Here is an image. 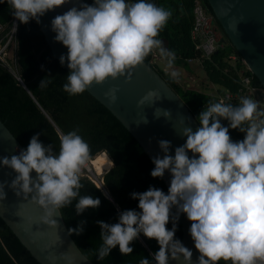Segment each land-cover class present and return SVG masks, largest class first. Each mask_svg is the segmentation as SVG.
Listing matches in <instances>:
<instances>
[{
    "label": "clouds",
    "instance_id": "clouds-1",
    "mask_svg": "<svg viewBox=\"0 0 264 264\" xmlns=\"http://www.w3.org/2000/svg\"><path fill=\"white\" fill-rule=\"evenodd\" d=\"M69 0H8L13 16L22 24L40 18ZM172 16L171 10L149 2L137 0H94L90 5L80 3L51 20L54 40L62 43L67 55L59 58L71 70L66 76L63 91L69 95L84 93L94 83L103 84L108 78L124 77L131 81L132 70L144 63L153 49L166 56L168 67L175 61V54L163 48L158 39L160 31ZM16 26V25H15ZM179 73L171 72L175 79ZM51 83V76L41 80L39 88ZM118 87L106 92L111 103L117 100ZM162 99L158 90H149L137 107H154ZM137 127L147 125L146 114L138 113ZM155 119H171V110L154 107ZM264 112L258 103L242 97L239 105L223 102L209 103L197 119L199 127L193 131L190 118L179 121V135L186 142L170 154L169 140L157 141L163 156L152 158L155 165L153 178H163L166 170L172 179L167 194L150 186L144 192H133L138 200L137 210L118 213V222L109 224L97 221L103 241L97 258L103 260L119 246L122 255L133 252L130 247L140 234L155 239L159 250L152 259L142 258L139 264H169L180 260L192 264V251L175 239L180 214L191 221L189 233L200 253L197 264H264ZM227 120L224 126L221 120ZM245 133L241 141H233L229 129ZM78 129L60 138V150L45 146L33 135L26 149L18 155L0 157V166L12 169L16 175L9 184L0 182V201L6 199L5 188L15 195L28 199L44 210L41 222L57 226L53 219L59 210L74 200L77 215L87 209H97L99 198L81 195V171L91 160L89 144L78 134ZM151 143V140H149ZM189 152L192 156H189ZM33 171L36 176L31 174ZM108 172V171H107ZM107 195V194H105ZM175 209V212H173ZM172 222L169 230L166 225ZM85 221L76 228H69V235H80ZM64 259L71 260L65 256Z\"/></svg>",
    "mask_w": 264,
    "mask_h": 264
},
{
    "label": "trees",
    "instance_id": "trees-1",
    "mask_svg": "<svg viewBox=\"0 0 264 264\" xmlns=\"http://www.w3.org/2000/svg\"><path fill=\"white\" fill-rule=\"evenodd\" d=\"M84 1L90 5L94 2V0ZM194 1L149 0L157 6L172 11L171 18L157 38L163 41V45H167L168 51L175 54L173 65L188 72L191 70L187 61L198 59L190 39ZM127 2L134 3L137 0H127ZM202 2L206 11L213 17L207 2L205 0ZM13 17V8L8 0H0V26L6 31L4 35L10 31ZM213 20L216 30L222 35L223 48L218 50L210 61H205L200 70L208 86L220 89L218 95L226 90L236 93L240 89L239 73L244 69L247 70V67L222 33L214 17ZM4 35H0V40ZM16 44L14 64L21 82L0 66V120L7 129L24 149L27 148L31 137L40 133V141L45 146L51 144L56 154L60 150L61 134L78 129V134L89 144L91 159L100 153H106L112 161L111 169L100 179L104 191L88 177L81 176L84 187L80 190V194L99 198L101 201L99 208L87 209L77 215L75 212L77 201L74 200L71 205L60 209L68 229L76 228L80 221L86 222L80 235L71 234L76 245L93 264H139L143 257L151 260L152 254L159 250V244L155 239H148L143 234L130 244L133 248L131 254L122 255L117 246L109 256L99 260L97 253L103 241L100 238L101 229L96 222L114 224L118 222L119 212L132 209L140 211L139 201L130 196L133 192H144L153 186L167 194L168 189L164 179L151 176L154 164L107 108L87 91L77 95H69L63 91V84L67 82L66 76L69 73L52 57L40 23L31 20L28 24H22L18 21ZM158 51L151 52L144 61L154 69H156L153 63L156 53L160 54L159 49ZM232 57L237 59L235 63L231 61ZM156 71L158 72L157 69ZM247 72L252 84L261 88L259 80L249 70ZM158 73L188 106L196 119L209 103L218 101L217 97L209 96L205 91L184 90L176 81L167 78L165 73ZM49 75L51 83L39 88L41 80ZM221 123L228 126L227 120L222 119ZM229 134L233 141H241L245 136V133L231 128ZM166 227L171 230V220ZM174 238L182 242L183 231L180 219ZM0 264H39L1 217ZM152 264L155 262L153 261ZM218 264H231V261L221 260Z\"/></svg>",
    "mask_w": 264,
    "mask_h": 264
},
{
    "label": "water",
    "instance_id": "water-1",
    "mask_svg": "<svg viewBox=\"0 0 264 264\" xmlns=\"http://www.w3.org/2000/svg\"><path fill=\"white\" fill-rule=\"evenodd\" d=\"M205 1L222 33L264 89V0ZM80 3L86 2L84 0H69L64 5L48 11L40 18L41 31L51 50L52 57L58 63H60L59 58L62 54L67 55L68 49L62 43L54 40L56 34L51 30V20L73 6L79 7ZM163 48L168 51L167 45H163ZM160 54L163 59H167L161 51ZM11 55L14 57V52H11ZM62 67L70 74L71 70L67 67V61ZM112 87L119 88L115 103H111L105 95ZM149 90L159 91L162 99L154 107L170 109V120H165L163 117L155 119L153 116L154 107H137V102ZM86 91L110 111L115 120L141 147L151 163L153 157L163 156L157 143L158 140L171 141V155L175 154L176 147L186 142V137L179 135V121L182 118H190V126L193 131L200 126L196 116L189 110L188 106L156 69L148 66L145 62L132 70L130 82H126L124 77L116 80L108 78L103 84L94 83ZM138 113L147 115L149 120L147 125L142 124L137 127ZM21 149L24 148L0 120V157L18 155ZM189 156H192L191 152H189ZM15 175L16 173L12 169L0 166V182L7 181L10 184ZM31 175L35 177L36 173L33 171ZM163 179L168 189L172 179L170 172L166 170ZM97 180L100 183L98 178ZM100 186L104 191L101 183ZM5 192L7 194L6 199L0 201V217L37 263L69 264V261L64 259L67 256L71 260V264H93L69 235L60 210L53 216V219L57 221V226L46 224L40 220L44 210L31 202V195L28 199L18 198L8 187L5 188ZM179 219L183 231L182 243L193 253L192 264H197L200 253L195 248L189 233L191 221L183 213L180 214ZM169 264H183V258L181 257L180 260L170 259Z\"/></svg>",
    "mask_w": 264,
    "mask_h": 264
},
{
    "label": "built area",
    "instance_id": "built-area-1",
    "mask_svg": "<svg viewBox=\"0 0 264 264\" xmlns=\"http://www.w3.org/2000/svg\"><path fill=\"white\" fill-rule=\"evenodd\" d=\"M192 18L193 21L190 31V39L193 44L194 51L198 54V59L188 60L187 64L191 65L193 63H196L199 67H201L205 61H210V58L218 50H221L223 48L222 35L216 30L213 17L206 11L202 0L194 1L192 6ZM17 31L18 20H16L15 17H13L12 27L6 35H4L6 33L5 29L0 26V35H4L0 40V66L11 72L21 82V80L17 76L16 65L14 64V57L16 55L15 51L17 46ZM11 52H14V57H12ZM155 58H157V56H155ZM230 59L233 62L237 61L235 57H232ZM247 70L249 69L247 68ZM247 70L244 69L239 73V91L233 93L226 90L223 94L217 96V102L234 104L237 106L239 105L240 99L242 97L251 98L255 102H257L258 105H260L261 103H259L260 100L264 101V89L262 87H256L252 84V79L251 77H249ZM81 176L88 177L91 181L96 183L95 176H93L89 171H87V174L85 175L81 174ZM99 181L102 184L100 179ZM96 185L98 184L96 183ZM98 187L102 189L99 185Z\"/></svg>",
    "mask_w": 264,
    "mask_h": 264
},
{
    "label": "rangeland",
    "instance_id": "rangeland-1",
    "mask_svg": "<svg viewBox=\"0 0 264 264\" xmlns=\"http://www.w3.org/2000/svg\"><path fill=\"white\" fill-rule=\"evenodd\" d=\"M158 49H153L152 52H157ZM159 52V51H158ZM157 58L155 59L154 66L160 73H165L167 78H170L178 83V85L184 90H201L205 91V94L212 95L214 98L218 96V91H220L217 87L208 86V82H206L205 76L203 72L200 70L198 64L193 63L190 65L191 72L185 71L182 68H178L175 65H172L171 68L168 67L167 59H163L161 54L156 53ZM233 62V61H232ZM235 63V62H233ZM176 71L179 73L178 77L175 79L171 76V72ZM224 91V90H223ZM261 102V103H260ZM260 105H258V111L264 112V101H259ZM262 106V108H261ZM259 118H263L259 117ZM92 160V159H91ZM88 171V170H87ZM86 168H83L81 174H87ZM103 173L101 177L104 175ZM94 179V178H93ZM101 179V178H99ZM95 182L99 185V183L95 180ZM103 190V189H102Z\"/></svg>",
    "mask_w": 264,
    "mask_h": 264
},
{
    "label": "bare ground",
    "instance_id": "bare-ground-1",
    "mask_svg": "<svg viewBox=\"0 0 264 264\" xmlns=\"http://www.w3.org/2000/svg\"><path fill=\"white\" fill-rule=\"evenodd\" d=\"M111 167H112V162L110 158L106 155V153H100L92 160H89L84 168H86V170H88L93 176H95V180H96V177L101 178V175L104 172L109 171Z\"/></svg>",
    "mask_w": 264,
    "mask_h": 264
}]
</instances>
